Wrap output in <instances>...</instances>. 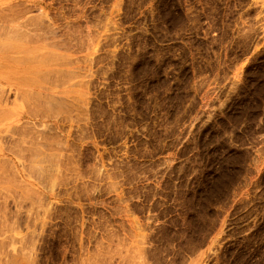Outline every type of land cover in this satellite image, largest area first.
<instances>
[{"label":"rangeland","instance_id":"rangeland-1","mask_svg":"<svg viewBox=\"0 0 264 264\" xmlns=\"http://www.w3.org/2000/svg\"><path fill=\"white\" fill-rule=\"evenodd\" d=\"M0 264H264V0H0Z\"/></svg>","mask_w":264,"mask_h":264},{"label":"bare ground","instance_id":"bare-ground-1","mask_svg":"<svg viewBox=\"0 0 264 264\" xmlns=\"http://www.w3.org/2000/svg\"><path fill=\"white\" fill-rule=\"evenodd\" d=\"M23 39V38H22ZM20 40V39H19ZM4 45H7V44H4ZM8 49V48H7ZM44 55H46V54H44ZM47 57V56H46ZM29 58V57H28ZM33 58V57H32ZM42 58V57H41ZM36 59H37V57H36ZM40 59V58H39ZM23 60V59H22ZM26 60V59H25ZM25 60H23V61H25ZM33 60V59H32ZM38 60V59H37ZM46 60V59H45ZM48 61V60H47ZM42 63V62H41ZM27 81V80H26ZM32 82V81H31Z\"/></svg>","mask_w":264,"mask_h":264}]
</instances>
